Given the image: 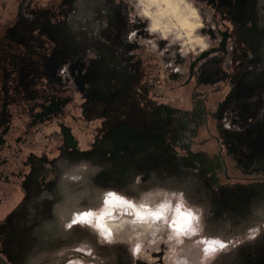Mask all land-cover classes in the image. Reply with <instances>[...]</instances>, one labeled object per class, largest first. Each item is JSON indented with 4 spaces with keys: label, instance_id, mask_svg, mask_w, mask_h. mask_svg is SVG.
Segmentation results:
<instances>
[{
    "label": "flooded vegetation",
    "instance_id": "flooded-vegetation-1",
    "mask_svg": "<svg viewBox=\"0 0 264 264\" xmlns=\"http://www.w3.org/2000/svg\"><path fill=\"white\" fill-rule=\"evenodd\" d=\"M194 5L207 47L182 55L128 43L125 0H0V264H143L63 218L117 152L150 188L200 181L206 225L234 216L210 264H264V0Z\"/></svg>",
    "mask_w": 264,
    "mask_h": 264
},
{
    "label": "rangeland",
    "instance_id": "rangeland-1",
    "mask_svg": "<svg viewBox=\"0 0 264 264\" xmlns=\"http://www.w3.org/2000/svg\"><path fill=\"white\" fill-rule=\"evenodd\" d=\"M200 18L203 25L201 15ZM202 30L203 26L196 30V35L203 36ZM171 46L177 49L182 55L203 48L199 41L195 39V36L188 37L184 41H179ZM114 151L113 149L112 153H114ZM140 163V161L136 163L134 158L125 161V159L119 156V152L112 154L111 158H107V176L111 178V180L107 179V183H112L116 186H110L106 191L95 190L94 195L90 197V201H85L84 204L89 205L93 210H98L104 204L105 198L109 193H115L117 197L127 201L121 205H115L114 202L106 205L111 211L117 213V215L111 218L113 223L109 224L112 232L109 234L107 233L108 230H100V234L103 239L121 241L120 243L122 244H115V246L118 247L113 246L112 250L116 252L118 250H124L122 246L127 247L125 251L128 252L125 258L128 259V262H142L143 264H177L179 260L188 259L192 264H199V259L203 254L201 251L203 245H198L195 241L204 238H219L226 242V238L230 237L233 232L238 230L237 225L232 224V221H237L233 220V215H231V217L229 216V219H226V223L219 227L212 222L206 225V220L201 209L205 208L207 205L208 209H214V207L208 191H203L204 188L200 185V181H193V188L190 192H187L185 188L182 187V183L184 182L182 177L175 180L177 189L150 188L138 179L141 171L137 170V168L140 167ZM145 163L146 162H144V165ZM126 165L127 172L125 171ZM121 169L122 174L125 175L123 179L121 177ZM181 194L184 197L186 206L193 208L198 214L202 215L200 236L180 240L179 236H183V233H180L179 236L173 235V232H177V230L171 225H168L166 222H159V220H156L150 214L139 215L138 210H140L141 207L152 209L153 212H155L158 206L162 205L165 201H172L173 206H175L176 199H174V197L179 198ZM202 199L205 200L207 205L201 207L200 202ZM126 203L127 205H125ZM128 204H134L135 207L129 208ZM169 218H171L170 214ZM86 221H89L91 224L93 223L92 218ZM227 225H231L232 229L234 228L233 231L230 230L227 232ZM169 227L173 229V232L169 231ZM133 248H139L135 255L132 251ZM236 249H239V247H236ZM235 255L236 252L232 255L230 253L228 256L234 259ZM220 256L221 254H216L215 260L209 261L208 263L210 264L216 261Z\"/></svg>",
    "mask_w": 264,
    "mask_h": 264
},
{
    "label": "clouds",
    "instance_id": "clouds-1",
    "mask_svg": "<svg viewBox=\"0 0 264 264\" xmlns=\"http://www.w3.org/2000/svg\"><path fill=\"white\" fill-rule=\"evenodd\" d=\"M125 2L131 9L128 15V23L142 22L144 24L143 31L148 33V37L145 38L139 35V29L130 30L127 33L128 43H142L146 49L158 50L160 42H166L167 46L170 47L188 37L195 36L201 46L207 47L205 41L208 38L196 35V30L203 25L199 9L194 6V0H125ZM176 71H179V68ZM82 163L87 166L91 162L82 160ZM110 197L117 199V194H107L100 209L85 213L90 214L93 220V223L87 225V227L96 231L97 234H100V230L107 231L109 224L113 223L111 218L117 215L106 206L111 203L109 202ZM121 199L122 202H127L123 198ZM174 199H176L175 206H173L172 201H165L158 206L154 214L164 213L163 220L168 225H175L178 230L173 232V229L169 227V231L177 236L183 233V236H179L180 240L200 236L202 215L198 214L193 208L186 206L182 194L179 198L174 197ZM134 207V204H129V208ZM141 210L153 214L152 209L141 207ZM85 214L82 216H85ZM169 214L171 218H169ZM177 225H179V228ZM251 238L254 239L255 236ZM195 243L203 245L201 248L203 254L199 259V264H208L209 261L215 260L216 254L229 248V244L219 238H204L195 241ZM138 250L139 248H133V254L135 255ZM72 264H84V261L76 260ZM177 264H192V262L188 259H182L177 261Z\"/></svg>",
    "mask_w": 264,
    "mask_h": 264
},
{
    "label": "bare ground",
    "instance_id": "bare-ground-1",
    "mask_svg": "<svg viewBox=\"0 0 264 264\" xmlns=\"http://www.w3.org/2000/svg\"><path fill=\"white\" fill-rule=\"evenodd\" d=\"M79 172V171H78ZM77 177L79 178V174L78 173H74V174H71L70 178H73L74 180L77 179ZM112 202H114L115 205H121L122 203L124 204V202H122V199L120 197H117L116 200H113ZM127 205V203L125 204ZM129 206V204H128ZM84 210H75L74 212H71V213H64V216L63 218L65 219V221L71 223V222H75V221H81L80 219H77L78 217H81L83 214H85L86 212H83ZM88 211V210H87ZM139 211V215H149L150 213L148 212H145V211H142L141 209L138 210ZM155 212H153V214H150L152 215L156 220H159V222H165L163 220V216L165 215L164 213H161L159 216L157 215H154ZM91 217H89L88 219H90ZM87 219V220H88ZM124 224V223H122ZM121 224V225H122ZM127 224V223H126ZM174 229L177 230L176 226L175 225H171ZM178 231V230H177ZM111 227L108 226V232L107 233H111Z\"/></svg>",
    "mask_w": 264,
    "mask_h": 264
},
{
    "label": "snow or ice",
    "instance_id": "snow-or-ice-1",
    "mask_svg": "<svg viewBox=\"0 0 264 264\" xmlns=\"http://www.w3.org/2000/svg\"><path fill=\"white\" fill-rule=\"evenodd\" d=\"M113 200H116V198H115V197H110L109 202H112ZM154 215L159 216L160 213H156V214H154ZM89 217H90V214H85V216L78 217L77 219H80V220H87ZM177 227L179 228V225H177Z\"/></svg>",
    "mask_w": 264,
    "mask_h": 264
},
{
    "label": "water",
    "instance_id": "water-1",
    "mask_svg": "<svg viewBox=\"0 0 264 264\" xmlns=\"http://www.w3.org/2000/svg\"><path fill=\"white\" fill-rule=\"evenodd\" d=\"M124 174H122V169H121V177H122V179L124 178ZM107 179H110L111 180V178L109 177V176H107ZM125 179H126V177H125ZM109 181V180H108ZM111 184V186H116V185H114V184H112V183H110Z\"/></svg>",
    "mask_w": 264,
    "mask_h": 264
}]
</instances>
